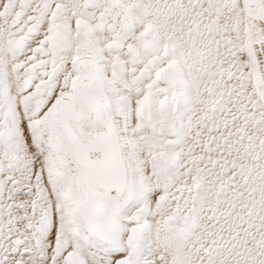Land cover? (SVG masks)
I'll return each mask as SVG.
<instances>
[{
    "label": "snow or ice",
    "instance_id": "1",
    "mask_svg": "<svg viewBox=\"0 0 264 264\" xmlns=\"http://www.w3.org/2000/svg\"><path fill=\"white\" fill-rule=\"evenodd\" d=\"M0 264H264V0H0Z\"/></svg>",
    "mask_w": 264,
    "mask_h": 264
}]
</instances>
